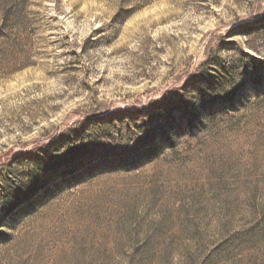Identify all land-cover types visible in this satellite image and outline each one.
I'll return each instance as SVG.
<instances>
[{
	"label": "rangeland",
	"instance_id": "374dc122",
	"mask_svg": "<svg viewBox=\"0 0 264 264\" xmlns=\"http://www.w3.org/2000/svg\"><path fill=\"white\" fill-rule=\"evenodd\" d=\"M0 264H264V0H0Z\"/></svg>",
	"mask_w": 264,
	"mask_h": 264
}]
</instances>
